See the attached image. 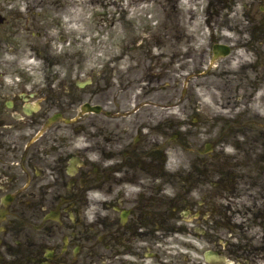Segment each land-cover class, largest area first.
Returning <instances> with one entry per match:
<instances>
[{
  "label": "flooded vegetation",
  "instance_id": "1",
  "mask_svg": "<svg viewBox=\"0 0 264 264\" xmlns=\"http://www.w3.org/2000/svg\"><path fill=\"white\" fill-rule=\"evenodd\" d=\"M119 2L105 62L0 0V264H264V0Z\"/></svg>",
  "mask_w": 264,
  "mask_h": 264
}]
</instances>
